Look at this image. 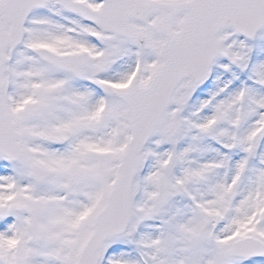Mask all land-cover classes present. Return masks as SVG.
<instances>
[{
  "label": "snow or ice",
  "instance_id": "6c2138e0",
  "mask_svg": "<svg viewBox=\"0 0 264 264\" xmlns=\"http://www.w3.org/2000/svg\"><path fill=\"white\" fill-rule=\"evenodd\" d=\"M0 264H264V0H0Z\"/></svg>",
  "mask_w": 264,
  "mask_h": 264
}]
</instances>
